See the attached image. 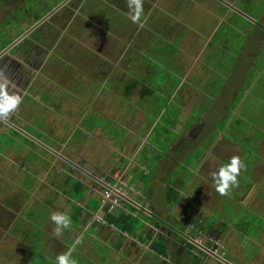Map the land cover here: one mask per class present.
<instances>
[{
    "label": "rangeland",
    "instance_id": "374dc122",
    "mask_svg": "<svg viewBox=\"0 0 264 264\" xmlns=\"http://www.w3.org/2000/svg\"><path fill=\"white\" fill-rule=\"evenodd\" d=\"M78 1L84 2L85 0H74L75 3L73 0L66 1L54 14L36 26L40 20L29 19L28 14H25L18 23L14 21V10L21 7L23 0H20L19 3L0 0V43L9 39L13 40L15 36L23 30L26 31L32 25H35L37 31L46 36L36 43H31L34 52L28 60L39 65L38 69H33V75L37 78L35 79L36 82L31 88H29L30 83H26L25 86L21 84L19 87L21 94H25L23 92H28L30 89L33 97L20 104L14 112L10 113L6 121L0 120V132H8L7 135L0 136V156L4 157L8 154L10 157L5 162L0 159V184L3 186H0V189H3L4 192L7 189L18 192L17 188L21 187L22 179L26 178L23 182L29 180L28 184H34L31 188L34 205H30V195L24 193L22 206L21 204H13V210L0 211V231L2 230L0 236L3 233L7 234L10 230L11 233L14 231L13 233L24 236L35 234L33 237L26 238V241L29 242L30 252L23 264H54V260L51 258V244L47 243L46 237L42 235V231L51 230L50 212L49 207H47L51 203L43 201L42 198L47 193L48 195L51 193V140L48 137L51 138L52 131L56 135L59 134L61 139L58 138V140L66 142L70 138L68 141L74 143L84 133L83 130L86 133L84 135L87 136L94 135L97 128H102L104 142H108L119 153L123 151L124 145H131L132 151H134L133 147L135 146H144L145 149L138 154L140 155L138 161L142 156H148V160V153L154 156L156 152L149 144L162 139L165 142V147L162 146V149L169 154V156L164 157L168 159L169 163L171 161L173 174L186 179L183 170V167L188 165L186 155L181 156L183 157L181 159L182 164H179L180 160L176 159L171 147L174 144L180 146L182 138L185 137V131L178 129V126L186 124L188 119L192 121L194 119L184 115V113L180 114L181 109L175 108L183 99L181 92L187 94L186 103H189L188 97L191 95L187 92L194 91L192 94L195 95V101L205 92L207 96L204 97L203 104L199 103L194 108L193 113L196 116L201 113L204 118H207V127L202 124L203 128L206 129L199 137V142L196 140V146L194 147L192 144L193 150L195 149L192 156L195 158L198 154L200 158H210L212 161L214 157L210 156L205 148H214L217 137L223 138L229 143L220 148V155L224 150L232 152L234 148L231 145L237 147L243 143L246 146L244 148L238 146L241 154L239 155V150L236 148L233 155L239 157L243 165L238 176V185L229 194L221 196L215 191L212 178H210L213 187L202 189L200 197L197 196L199 199L196 204H199L201 209L200 212H195L196 218L199 217L202 220L205 218L209 222L220 223L222 224L221 227L226 229L222 234L223 236L217 241L219 248L216 250L214 247L207 249L208 251L212 250L210 255L200 254L197 246L205 243L210 235L202 233L203 228L193 224L189 226L196 229V239L194 240L196 241L195 244H198H194L196 248L193 251L201 257L198 264H218V260L223 264H230L229 261H224L227 254L232 258L233 264H264V228L261 229L260 224L257 226V223L264 225V154L262 156V150L261 153H257L259 148L245 136L246 125L235 121L236 116L243 113L244 107H237L236 112L231 116L217 112L208 115L207 112L209 101L215 99L218 91L226 85L231 87V92H235V84L239 86L236 92L250 89L249 85H252L251 81L255 72H252L253 69L249 65L252 62L254 69H258L264 62V30L261 29L263 28L261 26H264V0H242L243 4L248 7L247 10L255 15L256 21L261 20L262 25L260 23L257 26L255 23L251 24L250 19L246 16L242 15L244 18L242 20L241 15L236 17L237 12V15L232 13V15L221 20L224 22L221 23L223 26L214 34L211 44L214 51L210 52L209 50V53L205 52L203 55L198 50L200 48L193 46L192 43L196 41L200 27L204 32H213L219 23H213L217 19L212 21L207 19L209 12L215 9L216 0H143L144 16L139 24H133L128 18L126 0H105L107 3L114 2L113 7L116 5L115 9L119 11L117 15L119 21L110 23L111 33L114 32L113 36L111 34L106 35L108 31L104 22L102 19H97L92 12H88L82 17L80 13L83 10L82 4L77 3ZM242 2H239L238 6H243ZM218 4L221 10L219 14L225 16L226 4L221 1H218ZM187 24L193 25L187 26ZM191 27H194L195 31ZM201 40L202 38L199 37L198 42ZM170 42L174 43L175 47L170 45ZM215 45L222 48L216 51ZM248 49H252V51L248 53ZM48 53H54L49 57V64L46 62ZM130 54L131 57L129 58ZM238 54H241V62H234L233 65L232 60ZM59 55L60 57H67L70 66L65 68L58 65L56 62L59 60L55 56ZM139 55L144 59L143 62H141ZM200 55L201 61L199 60ZM154 56L159 59L156 63L152 62ZM218 60H221L219 66ZM31 63L27 62L26 64L31 65ZM199 64H206L204 68L208 71L203 72L204 70L198 67ZM210 69L213 71L209 72ZM233 70L241 72V74L234 76ZM42 74H45L48 79L47 82L41 77ZM81 74H89L91 79L80 78ZM34 76L30 77V81ZM208 76L219 81L214 90L205 86L204 79ZM130 80L134 82L143 80L144 84L154 91L147 93L146 90L142 91L141 86L138 85L129 96L125 97L122 93V85ZM183 80H186L187 84L181 87L182 84L180 83ZM223 80H227L226 84L222 83ZM177 84L180 92L172 93V89ZM251 92L254 97L258 94L260 99L264 98V78H261L255 87L252 86ZM229 102L233 108L232 99ZM165 108L168 109V112L161 111ZM172 109L175 110L169 111ZM88 110H97L104 115L97 116L96 114L95 117L85 118L84 112L87 113ZM141 111L147 115V120H139L138 124H143L142 121L145 120L149 124L150 122H160L162 125L160 128L157 125L151 136L139 133V126L129 130L127 126L121 123L122 120L133 122L131 120L134 117L138 119ZM61 113H65V120L59 118L61 116L58 114ZM114 113L117 114V117L114 116ZM122 113L123 116L125 113L128 116L123 119ZM11 114L16 115V119L19 117L20 124L15 125L16 127L27 126L29 123L37 127L38 130H17L25 137L16 136V141H11L6 127L8 125L14 126L13 123L16 119L10 120ZM243 115L249 116L251 121L256 122L254 118H251L248 108ZM120 117H122L121 120ZM82 118L85 119L80 122L81 128L79 130L78 128L74 130V125L68 131L70 120H74V124H77ZM92 120L101 123V125H95ZM115 120L121 125L116 124ZM135 122L137 123V120ZM58 125L63 129L59 133L56 132ZM16 127L14 128L16 129ZM262 128L264 130V127ZM59 130L58 128L57 131ZM37 131L46 137L42 134L39 139L36 137L38 139L37 145H34V149L32 148L30 151L28 150L29 146L24 147L23 144H27L28 133L35 136L38 134ZM74 133L75 135H73ZM69 134H71L70 137H68ZM72 135L73 139L71 140ZM143 138L148 140V144L143 142ZM251 139L254 140L253 137ZM83 140L81 142L86 141ZM12 142H14V146L20 149L11 150ZM100 149L106 154L112 153V150L105 143ZM233 156L224 157L222 163ZM152 158L154 159V157ZM21 160L26 164H22ZM18 167L21 168L20 171H18ZM140 170L137 167L136 171ZM5 171L10 172V176L6 177ZM37 177H39V183L36 181ZM169 182L174 183L173 180L168 181L166 178V183ZM197 183L196 180L195 186ZM26 189L29 190L28 187ZM14 196V193L8 194L9 198ZM19 196L21 197V194ZM49 198L51 199V196ZM244 209L254 210L258 215L254 211L246 213L243 211ZM25 218H31L32 223L26 222ZM224 222L226 223L224 224ZM174 223L178 226L177 222ZM14 224L15 227H13ZM167 235L173 238L168 242L169 252H165L167 256L162 258L152 251L144 250V255L140 256L138 264H193L192 258L187 253L178 257L184 250L181 244L182 239L170 231H167ZM24 238L21 237L20 239L23 240ZM116 239L119 237L116 236ZM111 242L112 240L109 243L93 241L92 246L90 242V254L97 257L99 264H112L116 261L117 264H124L126 262L124 257L119 258L112 254V249L108 247L109 245L111 247ZM122 244L126 245L124 242ZM7 246V244L0 246V260H8L4 255ZM124 246L122 248L123 253H125ZM137 253L138 249L134 248L133 255ZM74 254L77 257V254ZM90 254L88 252L82 255L90 259ZM85 262L86 259L83 258L78 260V264H85Z\"/></svg>",
    "mask_w": 264,
    "mask_h": 264
},
{
    "label": "crops",
    "instance_id": "0c3cea01",
    "mask_svg": "<svg viewBox=\"0 0 264 264\" xmlns=\"http://www.w3.org/2000/svg\"><path fill=\"white\" fill-rule=\"evenodd\" d=\"M224 1L245 12L252 19L257 20V18H255V15L251 13L249 14L246 10H244L247 7L243 4V2V6H238L239 2H241L240 0ZM214 8L215 9L213 11L209 12L208 16H211H207V19L208 21L217 19L213 21V23H219H217L213 32H204L200 27L198 29V36L196 38V41L192 43L193 46L200 48L198 50L201 55H203L205 52L209 53V50L210 52L214 51L211 47L212 39L214 37V34H216L217 31L221 29L219 25L223 22L221 20L223 18H227V16L232 15V13L236 14V11L229 7L227 4L225 8H227L228 11L226 9L225 16H223V14H219L221 10L219 9L218 0H216ZM237 14L236 17L241 15L238 12ZM240 18H243V16ZM242 20H244V18ZM258 21L261 22V20L259 19ZM250 22L251 24L254 23L251 20ZM190 25L193 24H187V26ZM191 28L195 31L194 27ZM199 37H201L202 40L198 42ZM215 46L217 47L216 51H218L219 48H222L219 45ZM251 51L252 49H248V53ZM195 55L197 54L195 53ZM201 55L199 60L202 58ZM232 61L233 65L234 62L240 63L241 54H238L237 57ZM211 64L213 63L211 62ZM217 64H219V61H217ZM205 65L199 64L198 67H201V70H204L203 72L206 73L208 70L204 68ZM253 66V63L251 62L249 67L253 69L252 72H255V76L251 81L252 85L249 86L250 89L236 92L239 89V86L238 84H235V92H231V87L226 85L218 91L215 99H212L211 101L208 100L209 109H207V112L209 113L208 115L217 112L229 114L231 116L236 112V108L239 106L244 107L242 110L243 113L248 108L250 114H252L251 118L257 120L258 123L251 121V119L248 118L249 116L245 117L243 113H240V111V115L236 116L235 121L241 124H245V127H247V125L250 127L245 134V136H249L250 138L253 137L254 131L262 132V127H264V101L260 99L258 94L256 95V97L251 95L252 86L255 87L256 83L261 78H264V73L261 70L257 71ZM232 68H234V66H232ZM211 71H213V69H210L209 72ZM244 71L246 70L244 69ZM240 74L241 72L233 70L234 76H238ZM204 81L206 88L208 87L212 90H214L216 84L219 83L218 80L211 79V77L209 76L206 77ZM226 82L227 80H223L222 83L226 84ZM180 84H182L181 87H184L187 84V81L183 80ZM193 92L194 91L187 92L191 94L190 97H188L189 103H186L185 101V98L187 96L186 92H181L183 93V99L175 109H181L180 114L184 113V115L189 116L194 120L192 121L188 119L186 124H181L178 126V129H183L185 131V137L182 138V144L180 146L174 144L171 147V149L174 151L176 159L180 160L179 164L181 163V159L183 158L181 156L186 155L185 158L188 161V165L183 167L186 179L180 177V175L175 174V176L173 174L172 165H170L171 161L169 163L168 159L164 157L169 156V154L167 151L162 149V146L165 145V142L162 141V139L158 140L156 143L149 144L154 148V152H156L154 156H151V154L147 152L149 155V159L147 160L148 156H142L140 161H138V156H140L138 154L140 151L145 149L144 146H135L133 147L134 151H132L131 145H124L123 151L119 153L117 150H115L116 148L110 146L108 142H104V131L102 130V128H97L94 135L87 136L84 135L86 133L83 130L82 132L84 133L81 134L78 138L79 140L75 141L74 143L68 141L70 140V138L66 140V142L61 141V137L58 136L59 134L56 135L54 131H52L51 138L48 137L51 140V193H49V195L47 193V195L42 199L45 202L51 203L50 205H47V207H49L48 210L50 213L66 212L71 217L72 221L71 229L69 228L64 230L60 237H56L53 235L55 225L52 222L51 230L42 231V235L46 237V242L51 244V258L53 260L56 255L68 251L71 248L72 256L75 259L76 264H78V260H80L81 258H83L84 260L86 259L85 264H99V262H97V257L90 254L93 241H99L102 243L103 241H106L109 243V241L111 240V247L110 245L108 247L112 249V254H114L115 256L119 258L124 257L126 261L124 264H138V259L140 258V256L144 255V250L152 251L157 256L165 258L167 255L159 254L155 250V248H153V244L154 241L157 240V238L161 235H163V241L167 244L173 239L172 237H169L167 235V231L173 233V231L169 230V228L170 226H173L175 228L177 227L174 222H177L178 227L181 228L180 230L176 228L179 232L176 235L182 239L181 244L183 245V247L186 241H190L191 243L195 244L194 238L191 234V231H193V227L189 225H193L198 222V219L195 216V212H200L201 206H199V204H196L197 200L199 199L197 198V196L200 197V195L202 194V189L205 190L207 189V187L212 186V184L210 183L211 173L214 169H217L220 166L224 157L233 156L236 148H238L239 150V155L241 153L238 147L240 145H238L237 147L231 145V147L234 148L232 152L224 150L220 155V148L225 147L228 142L224 141L223 138L217 137L215 139L214 148H205L206 152L209 153L210 156L214 157L212 161L210 158H200V155L198 156V154L195 156V158L192 156L193 152L195 151V149L193 150L192 148V144L194 147L196 146V140H198L199 142V137H201V135L205 132L204 130L206 129L203 128L202 124L207 127V118H204L201 113L198 116L193 113L194 108L197 107L199 103L203 104L204 97H206L207 95L202 91L203 96L199 97V99L195 101V95L193 96L192 94ZM231 99L234 104L233 108L231 107V102H229ZM175 109L169 111H173ZM51 110L53 111V109ZM161 111L168 112V109L165 108ZM61 114L63 117L59 118L65 120V113ZM84 114L86 117H95L96 114L97 116L104 115L102 112L97 110H88L87 113L85 111ZM114 116L117 117V114L114 113ZM126 116H128V114L125 113L123 116L122 113L123 119H125ZM11 117L16 119L12 114ZM122 117H120V120ZM146 117L147 115L143 114V112L141 111L138 115V119H135L134 117L133 120H131L133 122L137 120V123L135 122V124H133V122H125V120H122L121 123L122 125L127 126L129 130H132L133 128H137V126H139V133L151 136L157 125H159V128L162 125L160 124V122H150L149 124L145 120L142 121L143 124H138L139 120L146 119ZM84 119L85 118L80 119L79 123L77 124H74V120H70L68 131H70V128H72L74 125V130L75 128H81L80 122L84 121ZM15 122H19V119H16ZM92 122L97 126L101 125V123H98L96 121L92 120ZM121 123L116 124L121 125ZM58 128L60 129L59 131H57ZM58 128L56 129L57 133L63 131V129L59 125ZM16 129L22 131V128H19V126ZM73 129L71 130L72 132ZM28 134L27 137L30 140H32L33 142L38 141V139L33 134ZM58 138L60 139L58 140ZM83 139L86 141H84ZM81 140H83L84 142H81ZM143 142L148 144V140L146 138H143ZM104 143L109 146V149L112 150V153L106 154L103 150L100 149V147ZM257 146H259L260 148L259 150H257V153H261L262 150L261 154L263 156L264 140L260 139L257 142ZM10 149L17 150L20 148L12 145ZM29 149H32V146H30ZM58 154L62 155L63 157L59 156ZM152 157H154V159ZM0 159L1 161L5 162V160H9L10 157L8 154L4 157L1 155ZM21 163L26 164L25 162H23V160H21ZM137 167H139L141 170L136 171ZM20 170L21 168L18 167V171ZM1 171L3 172V170ZM4 174L6 177H8L11 173L5 171ZM38 178L39 177L36 178L37 183H39ZM166 178L168 181L173 180L174 183L169 182L167 184ZM24 179L26 178L22 179L21 187L17 188L18 192L8 191V189L4 192L3 189H0L1 212L4 210H13V204H21L22 206V196L24 193L28 194V196L30 195V205H34V203H32L31 190L28 191L26 189V187H28V189L30 188V186L32 187V184H28L29 180L23 182ZM196 180L198 181L197 186H195ZM76 182H79V186L76 185ZM110 185H115L117 189H119V192L122 196V207L114 215H131L133 217H136L137 219L139 218V222H142L143 225L137 226V224L133 223H131V225L126 224L128 227L125 231H123L120 223H110L106 216L105 223L96 219L97 215L103 214L101 206L102 192L104 191V189H106V187ZM169 185L174 186V188L178 192V197L177 199L175 198L176 201L173 206L167 202L165 196L166 189ZM0 186L2 185L0 184ZM196 187L197 189L195 190ZM10 192L14 193L15 196L13 198L8 197V194ZM19 194H21V197L19 196ZM49 196H51V199L49 198ZM194 196L196 197V199ZM154 215L156 219L153 218ZM25 220L29 224L32 223L31 218H25ZM156 220L158 221V223L156 222ZM18 221L19 219L17 220V222ZM23 223L24 226H26L25 222ZM134 226L137 227L135 233L132 232ZM13 227H15V224L13 225ZM183 231H186V233H183ZM0 232H2V230ZM13 232L11 233L10 230L7 234L3 233L0 236V246L2 244L8 245L6 248V253L4 254L8 260H0L1 264H23L27 260L26 258L28 256V253L30 252V248L29 242L28 240L26 241V238L33 237L35 236V234L24 236L22 234ZM116 236L119 237V239H116ZM220 236L222 237V235ZM21 237L25 238L22 240L20 239ZM183 238L186 239V241H184ZM122 242L126 243V245L124 244V246ZM129 243L131 246L129 245ZM123 246L125 249V253H123L122 250ZM134 248L138 249V253L136 255H133ZM88 252L91 256L90 259L82 255ZM167 252H169V245ZM192 252H194L193 249ZM74 253L77 254V257H75ZM185 253L188 254L187 250L184 248L183 252L178 257H180L181 255H185ZM112 264H117V261Z\"/></svg>",
    "mask_w": 264,
    "mask_h": 264
},
{
    "label": "trees",
    "instance_id": "16d2710c",
    "mask_svg": "<svg viewBox=\"0 0 264 264\" xmlns=\"http://www.w3.org/2000/svg\"><path fill=\"white\" fill-rule=\"evenodd\" d=\"M10 1H13V2H16V3H19L20 0H10ZM62 0H23V5L21 4L20 8L19 9H15L14 10V13H13V16L15 17V20L14 21H20L21 20V17L24 16L25 14H28V16H30L29 19H34V20H39L41 17H43L44 15H46L50 10H52L56 5H58ZM74 2V0H73ZM75 3V2H74ZM77 3H81V7H82V12L81 13V16L83 17L84 14H87L88 12H92L93 15L97 18V19H102V21L104 22V26L106 28V30L108 31L106 33V35H110L113 36L114 32H112L111 30V25L110 23L111 22H118L119 21V18H117L118 16V10H116L115 6L113 7V4L114 2L112 3H107V1L105 0H85L84 2H81V1H78ZM245 5V4H244ZM115 9V10H114ZM248 7L244 10L247 11V13L250 14V12L247 10ZM28 19V18H27ZM10 20V19H9ZM12 20V19H11ZM224 23V22H223ZM257 26V24H255ZM223 26V24L220 25V28ZM263 29V28H261ZM264 30V29H263ZM34 32H37V30H35ZM110 32V33H109ZM15 38V37H14ZM14 40V39H13ZM12 39H9L7 41H2L0 43V50L3 49L6 45H8L10 42L13 41ZM170 45L174 46L175 47V44L170 42L169 43ZM16 49V47L13 49V51ZM158 55H159V52H158ZM59 61H62V62H59L57 61L56 63L58 65H60L61 67H68L70 65L69 64V61L67 59V57H64V56H55ZM131 57V54L129 55V58ZM139 58L141 60V62H143L144 59H142V56L139 55ZM153 61L154 63H156V61H159L158 58H156L155 56L153 57ZM54 60V59H53ZM219 61V64L221 63V60H218ZM134 63V62H133ZM218 64V66H219ZM150 65V64H148ZM149 67V66H148ZM147 67V68H148ZM59 71H62L61 69H58ZM129 70H131L129 68ZM257 71H263L264 72V62L262 63V65L256 69ZM128 74V72H127ZM144 77V76H142ZM141 77V79H142ZM88 79V78H87ZM86 79V80H87ZM260 81V80H259ZM108 82V81H107ZM263 82V81H262ZM145 82L143 80H136V82H134L133 80H130L129 82H124L122 87H123V96L127 97L129 96V94L131 92L134 91V89L140 85L141 86V90L144 91L146 90L147 93L151 92V91H154L152 90V88L148 87L147 85L144 84ZM101 86V85H100ZM250 86V85H249ZM173 88V87H172ZM180 89L178 87V84L177 86L172 89V93H177L179 92ZM262 100L264 101V98H262ZM246 112V111H245ZM250 112V111H249ZM18 115V114H17ZM59 116L62 117L61 114H58ZM252 116V114H250ZM16 115H14L15 117ZM89 117V116H88ZM85 116V118H88ZM14 118L10 117V120H12ZM19 119V117H18ZM15 124H20V121L19 122H15ZM256 123L257 120H256ZM8 131H9V138L11 139V141H16L17 137L16 136H21V137H25L24 135H22L20 132L17 131V129H15L14 127L12 126H6ZM22 127L23 130H27V131H31L32 129L34 130H38V129H35V128H32L30 125H27V126H20ZM248 128H250L248 125L246 127V131L248 130ZM79 130V128H78ZM74 131V130H73ZM7 132H0V136H2L3 134L7 135L6 134ZM28 133V132H27ZM38 134L35 135V137H37L39 139V137H42L41 134L44 136L43 133H40L39 131H37ZM256 134V135H255ZM71 134H69L68 137H70ZM75 135V133L73 134ZM73 135L71 137V140L73 139ZM67 137V138H68ZM248 140H251L254 142V144H256L257 146V142L260 140V139H263L264 140V130L262 129V132L261 131H257L253 133V139H251L249 136H246ZM69 139V138H68ZM67 139V140H68ZM26 143L27 144H23L25 145L24 147H27V145L30 147L32 146V148L34 149V145H37L36 142H33L32 140H30L28 137L26 138ZM72 142V141H71ZM41 143V142H39ZM14 145V142L11 143L10 146ZM242 146L243 148L246 146L245 144L242 143ZM28 147V150H32V149H29ZM259 148V146H257ZM260 149V148H259ZM23 164V163H22ZM38 171V170H36ZM34 185V184H33ZM32 185V186H33ZM76 185L79 186V182H76ZM31 186L29 188V190H31ZM28 190V191H29ZM166 199H167V202L170 203L172 206L173 204L175 203L177 197H178V192L177 190L174 188V186H171L169 185L166 189ZM176 198V199H175ZM170 205V206H171ZM153 218H155V215L153 216ZM107 219L110 223H115V224H118L120 223L121 226H122V229L123 231H125L127 229V225H131V223L133 224H137V226H141L143 225L142 222L140 223L139 221V218L137 219L136 217H133L131 215H120V216H117V215H114V214H109L107 216ZM156 219V218H155ZM198 219V222L195 223L196 226H198L199 228H203V231L202 233L204 234H207V235H210V237H214V238H217L221 233L225 232L226 229H224L222 226V224L220 223H214L213 222H209L207 221L205 218L202 219H199V217L197 218ZM159 220V219H158ZM156 222L158 223V221L156 220ZM205 222V223H204ZM226 222H224L225 224ZM260 224V227L261 229L264 228V225L261 224V223H257V226H259ZM177 229H181L179 228L178 226L176 227ZM193 231H191V234H192V237L194 239H196V229L192 228ZM137 230V227L134 226L133 227V230L132 232L135 233ZM169 230L173 231L171 228H169ZM173 233L177 234L179 232H176V231H173ZM184 241H186V239L183 238ZM205 245L207 246H211L212 245V242L211 241H207L205 243ZM216 245V244H214ZM153 248H155V250L159 253V254H163V255H166L165 252L168 251V244L166 242L163 241V235H161L160 237L157 238V240L154 241V244H153ZM184 248L187 250L188 254L190 255V257L192 258V262L193 264H198V259H200V256H198L195 252H192V249L196 248V246L191 243L190 241H186L184 243ZM201 253H205L204 250H202L201 248H199ZM206 254V253H205ZM218 264H223L221 263L219 260L217 262Z\"/></svg>",
    "mask_w": 264,
    "mask_h": 264
},
{
    "label": "clouds",
    "instance_id": "9594fccd",
    "mask_svg": "<svg viewBox=\"0 0 264 264\" xmlns=\"http://www.w3.org/2000/svg\"><path fill=\"white\" fill-rule=\"evenodd\" d=\"M126 3L128 18L133 24H139L144 16L143 0H126ZM12 87V82L5 75L4 70L0 69V120L6 121L10 113L14 112L22 102L19 94L10 91ZM242 167L240 158L233 156L211 173L213 186L219 195L229 194L238 185V176ZM49 218L55 225L53 235L56 237H60L64 230L71 227V217L66 212H51ZM54 264H76L72 249L56 255Z\"/></svg>",
    "mask_w": 264,
    "mask_h": 264
},
{
    "label": "flooded vegetation",
    "instance_id": "af4514ba",
    "mask_svg": "<svg viewBox=\"0 0 264 264\" xmlns=\"http://www.w3.org/2000/svg\"><path fill=\"white\" fill-rule=\"evenodd\" d=\"M242 2V0H240ZM45 16V15H44ZM43 16V17H44ZM23 17V16H22ZM21 17V18H22ZM43 17H41L39 20H41ZM37 20V21H39ZM52 21V20H51ZM18 23V21H17ZM261 23V22H260ZM40 25V24H39ZM31 28V27H30ZM29 28V29H30ZM27 29L26 31L23 30L21 33H19L17 36H15L14 39H19L21 38L11 49H9L5 54H3L1 57H0V69H3L4 70V73L5 75L10 79V81L12 82V85L13 87L10 88V90L12 92H15L17 94H20L21 98H22V102L21 104H23V102L26 100V99H30L32 98L33 96H31V90L29 89L28 92H23L25 94H21L20 91L21 89L19 88L20 85L22 84V86H25L26 83H30V87H33V84L36 82L35 79H37L33 74H34V71L33 69H38L39 68V65H35L34 63H31L30 60H28L29 57H31L33 54V47L31 45L32 42H35L38 41L39 39H43L44 37H46L45 35L41 34V32L37 31V33H33L35 30H37V27H35L32 31H30L29 33H27V31L29 30ZM34 34V36H32ZM40 40V41H41ZM10 44V43H9ZM8 44V45H9ZM8 45H6L4 48H6ZM34 45V44H33ZM16 47V49L13 51V49ZM3 48V49H4ZM1 49L0 52L3 50ZM12 53V54H10ZM9 54L7 57H4L5 55ZM54 54V53H53ZM53 54H47V57H46V62L47 64H49V60H50V56L53 55ZM4 57V58H3ZM32 60V59H31ZM45 61V60H44ZM27 62H30L31 65H27L26 63ZM51 63V62H50ZM34 65V66H33ZM69 65V64H68ZM31 76H34L32 78V80L30 81V77ZM90 75L89 74H81L80 75V78H83V79H87V78H90L91 79V76L89 77ZM43 79H45V82L48 81V79L46 78L45 74H42ZM93 79V78H92ZM33 101V100H32ZM14 126L13 127H16L15 123H13ZM27 125H30L32 126L31 124L27 123ZM20 127V126H19ZM17 128V127H16ZM32 128H36L37 127H34L32 126ZM45 136V135H44ZM243 211H245L246 213H249V212H253L254 210H247V209H244ZM249 211V212H248ZM256 212V211H254ZM257 213V212H256ZM258 215V213H257ZM225 229V228H224ZM224 233V232H223ZM223 233H221L220 235H222ZM218 236L217 238H214V237H208L206 242L207 241H211L212 242V245L211 246H207L205 245V243H201L200 245L198 244H195V245H198L197 247L198 248H201L202 250L205 251V253L207 255H210V251H208L207 249H211V247H214V250H216L217 248H219V244L217 243V241H219V239L221 238V236ZM223 236V235H222ZM216 244V245H214ZM213 250V251H214ZM220 251V249H219ZM218 251V252H219ZM199 253L204 255L203 253H201L200 249H199ZM220 254V253H218ZM217 254V255H218ZM198 255V254H197ZM221 255V254H220ZM199 256V255H198ZM201 258V257H200ZM224 261H229L230 264H233V261H232V258L229 257V255L227 254V256L225 257ZM200 262V259H198V263Z\"/></svg>",
    "mask_w": 264,
    "mask_h": 264
},
{
    "label": "built area",
    "instance_id": "2783aa9c",
    "mask_svg": "<svg viewBox=\"0 0 264 264\" xmlns=\"http://www.w3.org/2000/svg\"><path fill=\"white\" fill-rule=\"evenodd\" d=\"M101 206L103 214L97 215L96 219L104 223L106 222L105 216L116 214L122 207V196L115 185H110L104 189L101 195Z\"/></svg>",
    "mask_w": 264,
    "mask_h": 264
},
{
    "label": "water",
    "instance_id": "95a60500",
    "mask_svg": "<svg viewBox=\"0 0 264 264\" xmlns=\"http://www.w3.org/2000/svg\"><path fill=\"white\" fill-rule=\"evenodd\" d=\"M66 1L68 0H63L61 1L56 7H54L52 10H50L38 23H36V26L41 23L43 20H45L47 17H49L50 15L54 14L60 7L63 6V4L66 3ZM218 1H221V2H224L225 4H227L229 7H231L233 10H235L236 12H238L239 14L243 15V16H246L248 19H250L252 22H254L255 24H259L260 22L252 19L251 17L247 16V14L241 10H239L238 8L234 7L233 5L225 2L224 0H218ZM261 24V23H260ZM262 25V24H261ZM35 25L31 26V28L27 31V33H29L30 31H32L35 27ZM261 27H263L264 29V26L262 25ZM22 38V37H21ZM21 38L19 39H16L14 42L10 43L6 48H4L1 52H0V57L5 54L9 49H11ZM59 155V154H58ZM61 157H63L62 155H59ZM170 228L176 232H178V230L173 227V226H170ZM194 242L196 243V241L194 240Z\"/></svg>",
    "mask_w": 264,
    "mask_h": 264
}]
</instances>
